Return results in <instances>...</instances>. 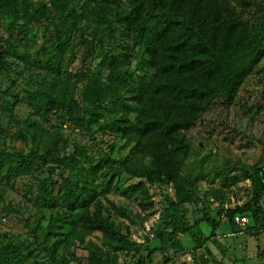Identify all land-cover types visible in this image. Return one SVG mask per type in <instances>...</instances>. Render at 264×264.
Segmentation results:
<instances>
[{
	"label": "trees",
	"instance_id": "obj_1",
	"mask_svg": "<svg viewBox=\"0 0 264 264\" xmlns=\"http://www.w3.org/2000/svg\"><path fill=\"white\" fill-rule=\"evenodd\" d=\"M231 1L247 5V0ZM0 23L6 24L0 35V78L7 84L0 89V201L18 178L34 179L27 198L41 211L35 230L42 233L45 264H70L63 244L75 226L110 237L113 253L124 250L128 238L111 210L122 218L127 214L106 195L113 190L126 199L145 200L148 193L141 190L142 182L120 185L122 174L175 190L162 230L144 243L145 258L135 264H151L155 254L167 263L169 254L184 252L180 235L191 237L192 251L203 248L208 238L178 217L177 207L193 201L190 189L205 177L203 160L196 172L186 173L196 152L185 133L216 102L235 104L264 58V26L243 20L230 0H0ZM36 28L45 43L33 49ZM82 46L105 49L98 69L67 77L66 64ZM43 70L55 79L65 76L55 93L41 90L45 76L31 84L29 76ZM22 81L25 94L22 88L17 92ZM79 83L87 99L81 103ZM21 102L29 110L23 122L14 113ZM65 126L83 142H70ZM229 169L223 170L225 187L240 179L229 176ZM183 175L189 182L180 181ZM243 177H250L248 171ZM263 192L264 183L242 207L222 208L216 218L206 214L202 221L212 233L224 218L233 233L258 232L264 228ZM84 202L89 204L69 221ZM235 215L247 218L244 229L234 223ZM131 244L137 251L139 245ZM26 248L9 238L0 241V264H19L31 255L28 264H38ZM89 264H115V259L93 254Z\"/></svg>",
	"mask_w": 264,
	"mask_h": 264
},
{
	"label": "rangeland",
	"instance_id": "obj_2",
	"mask_svg": "<svg viewBox=\"0 0 264 264\" xmlns=\"http://www.w3.org/2000/svg\"><path fill=\"white\" fill-rule=\"evenodd\" d=\"M230 2L243 20L264 26V0H247V5L244 7L238 6L231 0ZM58 3L63 2L58 1ZM5 27V23H0V35L3 34ZM31 39L34 42L33 49L45 43L41 30L33 31ZM104 50L93 46L86 49L82 46L74 54L72 61L66 64L68 73L64 75H68L67 77L73 74L80 76V73L95 72ZM82 52L84 57L81 59ZM28 72L25 75L27 78ZM44 76L45 80L40 84L41 90L50 93H55L58 88L57 82L65 79V76L55 79L53 75H45L43 70L29 76V78L32 77L31 84L34 80L40 82ZM77 78L71 76L73 81ZM78 86L77 102L87 101L86 97L81 95L83 84L79 83ZM5 87H7L6 82L0 78V89L3 90ZM25 87V82L22 81L17 92L22 88L20 94H25L26 91L23 89ZM33 89L31 87L29 90ZM14 110L19 122H23L29 116L28 107L23 102L19 103ZM65 129L70 142L74 139H77V142H83L82 138L72 133L67 126ZM185 135L193 143L196 152L188 159L186 173L196 172L199 169V163L203 160L200 174L205 177L199 179L191 187L193 201L177 207L178 217L183 222L193 225V232L199 231L208 239L203 248L192 251L191 237L180 235V240L185 246L184 252L169 254L165 264H264V228L258 232L245 229L239 233H233L234 230H231L227 220H221L212 233V227L202 221L206 214L216 218L217 212L222 208L242 207L250 202L264 183V58L254 73L243 83L235 104L226 107L216 102L200 122L189 129ZM3 137L0 131V139ZM105 140L110 142L108 138ZM227 164L230 166L229 176L236 175L240 179L225 187L221 179L225 177L223 170L226 169ZM253 167L260 168L261 171L255 174ZM245 171L249 173L248 179L243 177ZM104 172L105 170L102 171ZM33 181L34 179L28 176L18 178L13 184V189L7 190L3 201H0V241L9 238L15 244L24 243L27 246L26 253L31 251L33 256H36L38 264H45V251L43 245L39 244L42 233L40 230H35V224L41 211L27 198L28 185ZM180 181L189 182L185 175L180 177ZM138 182L143 184L141 190L144 189L148 193L145 200L126 199L113 190L106 195L109 201L122 207L127 214L125 218H122L111 210L112 219L120 228L121 233L128 238V241L123 243L124 250L113 253V240L110 237L98 232L84 231L75 226L74 233L63 244L70 264H89L93 254L103 258H114L115 264H135L138 259L145 258L144 243H152L155 235L162 230L164 209L170 200L175 199V190L171 184L150 185L146 184L145 179L129 177L126 174H122L119 179L120 185ZM98 198L103 205H106L103 197L96 196V199ZM88 204L89 202H84L78 205V209L71 215L69 221L74 222L77 214L83 211L82 206ZM260 205L264 211V195L260 198ZM132 242L139 245L137 251L132 246ZM32 259L31 255L19 264H28ZM163 262L162 256L155 254L151 264H162Z\"/></svg>",
	"mask_w": 264,
	"mask_h": 264
},
{
	"label": "built area",
	"instance_id": "obj_3",
	"mask_svg": "<svg viewBox=\"0 0 264 264\" xmlns=\"http://www.w3.org/2000/svg\"><path fill=\"white\" fill-rule=\"evenodd\" d=\"M222 218H224V216H223ZM223 220H225V218H224ZM233 220H234V223H235L237 226L241 227L242 229H244L245 226H246L247 223H248L247 218L244 217V216L235 215L234 218H233Z\"/></svg>",
	"mask_w": 264,
	"mask_h": 264
}]
</instances>
